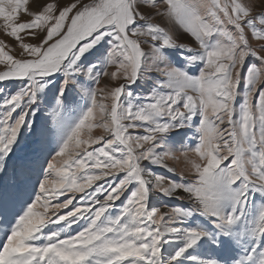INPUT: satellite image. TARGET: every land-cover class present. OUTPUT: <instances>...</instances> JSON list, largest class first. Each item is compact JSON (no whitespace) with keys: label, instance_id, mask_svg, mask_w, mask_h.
<instances>
[{"label":"snow or ice","instance_id":"snow-or-ice-1","mask_svg":"<svg viewBox=\"0 0 264 264\" xmlns=\"http://www.w3.org/2000/svg\"><path fill=\"white\" fill-rule=\"evenodd\" d=\"M0 21L20 49L0 41V172L28 117H58L56 147L0 190V264H264V0H0ZM102 76L126 83L94 88ZM180 157L188 184L144 163ZM181 190L190 206L162 213Z\"/></svg>","mask_w":264,"mask_h":264},{"label":"rangeland","instance_id":"rangeland-1","mask_svg":"<svg viewBox=\"0 0 264 264\" xmlns=\"http://www.w3.org/2000/svg\"><path fill=\"white\" fill-rule=\"evenodd\" d=\"M62 3H66L67 0H61ZM31 6V5H30ZM32 10L35 11V7L31 6ZM29 17L25 15L24 13H21L18 17V22H24L28 21ZM156 22V21H154ZM165 27H172L169 25L166 21L162 22ZM0 25H2V21H0ZM175 31H179L176 29ZM0 41L6 42L7 45H10L12 47V50L10 51V54L13 55L16 58H20L19 53L20 49L17 46V42L11 38L8 37L3 33L2 30H0ZM179 41L181 43H186L188 45H191L192 47H196L195 42L192 40L190 36L187 34H181L179 36ZM25 42L28 43H36L35 40L26 39ZM6 50H8L6 48ZM147 46H145V51H147ZM5 66L0 65V70H4ZM114 68H109L108 71H114ZM157 76L156 72H151L146 74L144 78L138 81L136 85H133L131 90L135 93L137 97H143L150 86L151 80L150 77ZM162 79V77H161ZM50 83L55 84L56 80L55 78H52L50 80ZM120 83H126L123 80H118L116 82H111L109 78L107 77H101V83L100 85L93 84L92 86L94 88L96 87H102V88H110L113 86H118ZM14 91L15 89H10ZM126 99V97H125ZM77 101L83 105L84 101L80 100L79 97H77ZM110 103V101H108ZM55 106L49 107L47 105L42 104L41 109L39 110V113L35 117H28L30 121H33L35 123V130L29 131L28 129H25L24 132L21 134L19 143L17 144L14 153L12 154L11 158L8 160L7 164V170L4 172H0V190L7 189L8 191H12L11 187V177L13 174V167L15 165L20 164L21 162H24L25 160H43L45 157L48 156V150L50 148L56 147V132H57V119L58 117L53 114V108ZM74 107V106H73ZM78 115V111H73L72 108H69L68 110H61V116L65 121L71 122L76 116ZM188 130H181V135L176 136L175 139L177 141L184 140V132ZM135 134V132L133 133ZM93 135H102L101 129H96L93 132ZM188 137H190V143L194 146L196 143V137L193 135L192 131H188ZM180 144H176V149L178 150L180 148ZM95 147V146H94ZM179 155V151L176 153ZM149 168L152 169L154 174L161 175L166 177L168 180L175 181L177 183H185L188 184L192 182L193 177L192 174L188 170V165L185 163L183 157H180L178 160H172L167 159L166 163L174 168V172L167 171L166 168H161L153 165H149L147 162H144ZM183 173V179H181V174ZM122 175V174H121ZM109 183H115V181L108 177ZM100 185H104L103 181L97 182ZM29 190H31V187L29 186ZM88 191H91L89 189ZM73 194H67V197H61L60 200L63 201L64 199L71 197ZM127 193L125 196L121 197V201L116 202V207L119 208L121 203L125 200ZM177 195L184 197V199H169V198H162L160 201V204L158 205L160 207V211L162 213H170L171 208L173 207H189L190 206V200L187 197V194L184 193L182 190L177 193ZM251 199V197H250ZM256 204L259 206V198H256ZM74 205L78 207H85V206H91L88 202L84 199V194H75L74 199ZM98 206V205H97ZM73 206H69V209L61 210L62 213L67 212L70 210ZM251 207V205H250ZM85 224L84 220L78 221L76 224H73L71 229H65V233L71 232V234H76L77 231L81 230L82 226ZM50 227H57L55 225H51ZM45 232H47V229H45ZM167 249L171 248V246L166 245ZM187 264V262H185Z\"/></svg>","mask_w":264,"mask_h":264},{"label":"bare ground","instance_id":"bare-ground-1","mask_svg":"<svg viewBox=\"0 0 264 264\" xmlns=\"http://www.w3.org/2000/svg\"><path fill=\"white\" fill-rule=\"evenodd\" d=\"M172 247V246H171ZM169 250H171V248H169Z\"/></svg>","mask_w":264,"mask_h":264}]
</instances>
